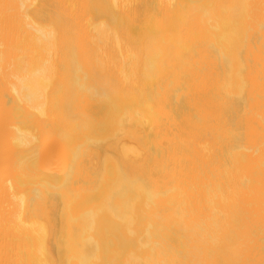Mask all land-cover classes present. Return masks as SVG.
I'll return each mask as SVG.
<instances>
[{
    "label": "bare ground",
    "instance_id": "6f19581e",
    "mask_svg": "<svg viewBox=\"0 0 264 264\" xmlns=\"http://www.w3.org/2000/svg\"><path fill=\"white\" fill-rule=\"evenodd\" d=\"M0 264H264V0H0Z\"/></svg>",
    "mask_w": 264,
    "mask_h": 264
}]
</instances>
